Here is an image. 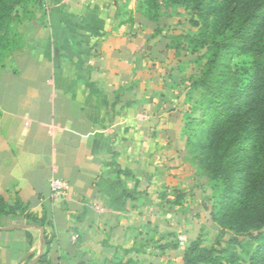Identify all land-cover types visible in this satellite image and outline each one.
<instances>
[{"label":"crops","instance_id":"0c3cea01","mask_svg":"<svg viewBox=\"0 0 264 264\" xmlns=\"http://www.w3.org/2000/svg\"><path fill=\"white\" fill-rule=\"evenodd\" d=\"M154 24L124 0H60L0 67V197L16 208L0 216V264H37L45 238L50 264H146L165 194L193 178L172 159L183 114L173 129Z\"/></svg>","mask_w":264,"mask_h":264},{"label":"rangeland","instance_id":"374dc122","mask_svg":"<svg viewBox=\"0 0 264 264\" xmlns=\"http://www.w3.org/2000/svg\"><path fill=\"white\" fill-rule=\"evenodd\" d=\"M59 1L0 0V65L5 64L15 52L31 46ZM124 1L137 7L138 0ZM203 1L204 5L199 11L195 7L196 0H156V20L152 28L163 36V42L159 45L161 51L155 58L161 63V66L157 65V77L161 87H173L167 98L170 106L166 105L165 108L166 116L175 115L170 121L173 129L178 125L181 112L183 117H188L184 120L187 123L190 117L200 118L201 112L191 114L190 110L203 89H190V85L205 75L208 67L212 69V79L226 76L229 71L242 66L250 67L251 59L236 50L238 41L230 40L227 42L228 50L218 52L216 64H209L213 58V41H223L224 25L234 3L232 0ZM164 43H168L170 48L164 50ZM252 80L246 82L244 98H247ZM165 88L163 90L167 91ZM188 96L191 100L187 101ZM255 114L251 122L254 127L248 133L252 132L257 138L255 125H263L264 129V114ZM189 126V136H185L183 131L182 138H178L176 144L180 153L172 159H175L174 165L183 171V175L188 174L190 169L193 178L188 182L185 176V189H169L165 194L162 223L156 232H151L149 228L142 259L146 264H184L185 250L196 243L204 250L216 249L219 255H225V251L236 253L241 264H250L249 257L254 249L249 235L261 225L264 183L258 185L248 201L244 200L232 211L227 210L228 204L216 206L207 173L210 168L206 147L208 138L195 134V122ZM257 143L262 148L259 165L264 166V133L259 134ZM201 144H205L204 152L199 148ZM178 196V204H175ZM253 261L264 264V254L255 255Z\"/></svg>","mask_w":264,"mask_h":264},{"label":"trees","instance_id":"16d2710c","mask_svg":"<svg viewBox=\"0 0 264 264\" xmlns=\"http://www.w3.org/2000/svg\"><path fill=\"white\" fill-rule=\"evenodd\" d=\"M232 1L234 5L224 25V39L222 42L213 41V58L209 64H216L218 52L228 50L227 42L230 40L238 41L236 50L251 59L250 67L242 66L215 79H212V69L208 67L206 74L190 85V89H203L190 110L191 114L201 112L200 118L190 117L187 123L184 120L188 117H182L185 136H189V125L195 122V134L208 138L206 147L210 168L207 173L213 202L216 206L228 204L229 211L240 206L244 200L248 201L258 185L264 183V166L259 165L262 148L257 143L259 134L264 133L263 125H255L257 138L252 132L248 133L254 127L251 122L255 113L264 114V0ZM203 5V0H196L195 7L199 11ZM156 6V0H138L137 3L138 11L153 22L156 20ZM250 80L248 95L244 98L246 84ZM188 99L191 100L189 96ZM186 144L189 145L187 139ZM204 147L205 144L199 146L202 152L205 151ZM179 198L174 201L175 204H178ZM15 209L0 197V216L14 213ZM261 216L260 227L249 235L254 249L249 257L250 264H256L253 261L255 255L264 254V213ZM26 217L30 219L29 215ZM49 243L45 238L46 251L39 257L37 264H50L46 258ZM224 254L219 255L214 248L201 249L193 243L185 250L183 262L241 264L236 253L225 251Z\"/></svg>","mask_w":264,"mask_h":264},{"label":"built area","instance_id":"2783aa9c","mask_svg":"<svg viewBox=\"0 0 264 264\" xmlns=\"http://www.w3.org/2000/svg\"><path fill=\"white\" fill-rule=\"evenodd\" d=\"M49 185H50V194L52 198L60 199L66 196L69 188L67 181L61 178L52 177L49 181Z\"/></svg>","mask_w":264,"mask_h":264},{"label":"water","instance_id":"95a60500","mask_svg":"<svg viewBox=\"0 0 264 264\" xmlns=\"http://www.w3.org/2000/svg\"><path fill=\"white\" fill-rule=\"evenodd\" d=\"M12 228H14V227H9L8 229H12ZM36 260V259H35ZM34 262V261H33Z\"/></svg>","mask_w":264,"mask_h":264}]
</instances>
